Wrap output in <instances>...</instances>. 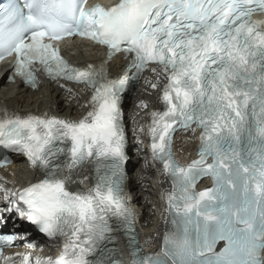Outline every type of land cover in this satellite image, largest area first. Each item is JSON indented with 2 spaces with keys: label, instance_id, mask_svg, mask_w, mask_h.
<instances>
[{
  "label": "snow or ice",
  "instance_id": "obj_1",
  "mask_svg": "<svg viewBox=\"0 0 264 264\" xmlns=\"http://www.w3.org/2000/svg\"><path fill=\"white\" fill-rule=\"evenodd\" d=\"M257 12L264 13V0L0 2V61L13 57L0 79L19 77L36 88L43 70L53 81L92 90L79 119L22 115L0 104V166L12 162V152L43 173L23 187L0 176V264H126L115 246L121 233L127 264H264V20ZM74 37L104 46L100 63L67 60L60 42ZM118 53L128 63L113 75L109 63ZM145 71L155 76L145 83L160 89L162 108L147 113L146 128L134 121V135L138 144L142 136L150 140L152 161L172 185L155 252L139 242L126 185L123 102ZM138 107L149 104L140 100ZM181 130L200 141L187 164L173 150ZM85 165L95 175L91 187L81 188L89 179L77 175ZM206 178L211 186L198 189ZM17 221L59 253L6 254L21 241L38 247Z\"/></svg>",
  "mask_w": 264,
  "mask_h": 264
},
{
  "label": "bare ground",
  "instance_id": "obj_2",
  "mask_svg": "<svg viewBox=\"0 0 264 264\" xmlns=\"http://www.w3.org/2000/svg\"><path fill=\"white\" fill-rule=\"evenodd\" d=\"M2 92L17 99L26 111H41L52 106L64 114L70 111L57 98V91L49 85H45L39 92L32 93L28 97H25L23 90L16 86L9 89L3 88ZM144 96H147L146 92H144ZM139 101L134 99L131 101V109L128 110L127 115L131 129V139L134 144L133 151L136 152L134 156L136 165L129 185L132 187L134 202H137L144 212L141 236L143 242L149 245L156 244L165 230L166 195L171 190V185L163 168L158 163L153 162L149 157V152L145 151L147 138L145 136L141 137L142 144H138L135 139L134 131L137 130V124L134 121L144 124L146 128V117L149 112V109L138 107ZM73 105L81 110L80 100L74 102ZM77 116H80V114ZM196 147L197 138L192 137L190 133L178 136L174 146L177 157L184 161H189L195 156ZM78 176L82 177L84 174ZM17 179L21 183H26L34 180L35 175L33 172L24 170ZM162 194L164 195L162 196Z\"/></svg>",
  "mask_w": 264,
  "mask_h": 264
}]
</instances>
